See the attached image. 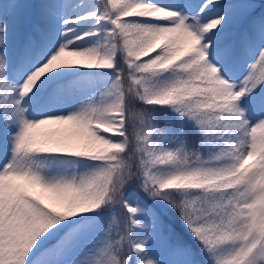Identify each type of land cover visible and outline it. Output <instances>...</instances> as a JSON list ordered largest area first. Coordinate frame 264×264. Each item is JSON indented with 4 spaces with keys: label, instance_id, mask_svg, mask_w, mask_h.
Here are the masks:
<instances>
[{
    "label": "snow or ice",
    "instance_id": "obj_1",
    "mask_svg": "<svg viewBox=\"0 0 264 264\" xmlns=\"http://www.w3.org/2000/svg\"><path fill=\"white\" fill-rule=\"evenodd\" d=\"M0 264H264V0H0Z\"/></svg>",
    "mask_w": 264,
    "mask_h": 264
}]
</instances>
